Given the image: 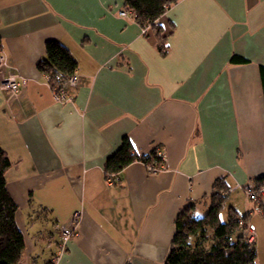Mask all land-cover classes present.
<instances>
[{"label":"crops","instance_id":"1","mask_svg":"<svg viewBox=\"0 0 264 264\" xmlns=\"http://www.w3.org/2000/svg\"><path fill=\"white\" fill-rule=\"evenodd\" d=\"M123 0H0V147L26 249L19 264H165L187 206L205 215L218 179L229 207L264 229L244 187L264 177V0H177L152 29L120 16ZM48 43L77 63L73 99L55 100L37 68ZM233 55L247 64H231ZM24 81L10 97L1 81ZM127 137L159 151L112 183L105 163ZM230 200V201H229ZM229 208V209H230ZM79 213L64 250L59 226Z\"/></svg>","mask_w":264,"mask_h":264},{"label":"trees","instance_id":"2","mask_svg":"<svg viewBox=\"0 0 264 264\" xmlns=\"http://www.w3.org/2000/svg\"><path fill=\"white\" fill-rule=\"evenodd\" d=\"M177 0H123L137 24L152 29L157 48L162 55L168 53L167 34L157 21ZM244 57L233 55L231 64H247ZM38 70L48 78L51 88L61 90L64 81L75 74L77 63L68 49L59 43H48L46 56L38 62ZM264 87V67H261ZM142 162L151 174L164 167L159 151L139 155L131 141L124 137L119 150L105 163L108 178L117 176L129 165ZM12 166L7 153L0 147V264H19L26 241L17 224L18 206L7 189L5 174ZM264 183V177L254 182L256 187ZM229 187L225 179H218L213 187L208 212L195 215V205L184 208L175 221L176 231L165 264H257L255 241L249 242L248 214L241 215L233 208L228 211L226 222L221 212L228 201ZM264 217V205H255Z\"/></svg>","mask_w":264,"mask_h":264},{"label":"built area","instance_id":"3","mask_svg":"<svg viewBox=\"0 0 264 264\" xmlns=\"http://www.w3.org/2000/svg\"><path fill=\"white\" fill-rule=\"evenodd\" d=\"M120 16L124 18H132L131 13L127 9H123L120 11ZM0 64L5 65V57L0 56ZM48 79V78H47ZM24 81H19L16 77L10 76L8 78H4L1 81V88L9 93L10 97L16 98L20 95L21 89L24 85ZM76 87L77 86V76L74 74L64 81V88L61 90H57V88H52L55 95V100L58 102H67L72 101V97L69 96L66 92V87ZM152 171V168L149 169ZM159 171L155 172L158 173ZM113 178L109 179V183L114 182ZM244 192L246 193L248 199L254 203V205H264V183L260 186L256 187L254 183H250L244 187ZM80 217L79 213H75L70 222L69 226H59L58 229L60 231V248L63 251L67 242L73 238L76 234L78 219ZM249 242H254L256 240V228L253 224H249Z\"/></svg>","mask_w":264,"mask_h":264},{"label":"rangeland","instance_id":"4","mask_svg":"<svg viewBox=\"0 0 264 264\" xmlns=\"http://www.w3.org/2000/svg\"><path fill=\"white\" fill-rule=\"evenodd\" d=\"M161 171V170H160ZM159 171V172H160ZM245 193V192H244ZM246 194V193H245ZM247 197V195H246ZM230 201V200H229ZM247 202L251 205H253L254 203L251 202L248 197H247ZM229 205H230V202H228L223 211L221 212V221L222 222H226L227 221V218H228V211H229ZM254 221L259 225V233H261V230L264 229V222H263V219L258 216L257 214L254 216ZM263 231V230H262ZM264 233V232H263ZM255 248H256V252H257V264H264V235H262V239L259 241H257L255 243Z\"/></svg>","mask_w":264,"mask_h":264}]
</instances>
